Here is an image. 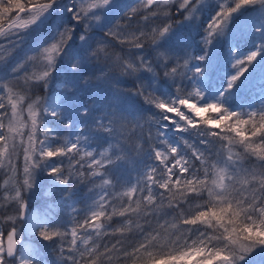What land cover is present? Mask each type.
Masks as SVG:
<instances>
[{"label": "snow or ice", "instance_id": "obj_1", "mask_svg": "<svg viewBox=\"0 0 264 264\" xmlns=\"http://www.w3.org/2000/svg\"><path fill=\"white\" fill-rule=\"evenodd\" d=\"M175 2L170 7L165 0H137L91 48L87 59L104 70L85 77L83 84L114 73L137 77L147 72L158 78V66L175 90L165 99L137 83L135 94L156 113L129 120L115 109L106 111L96 117L93 130L106 134L110 143L92 150L86 129L73 136L70 120L63 134L50 126L62 120L64 107L41 91L49 88L76 28L65 25L51 43L13 62L22 34L61 0H0V264H42L45 246L54 264H264V106L239 113L219 102L201 103L202 92L184 82L201 77L202 69L190 70L187 60L167 55L159 44L178 15L198 18L203 0ZM114 4L71 0L67 11L81 26V41L103 26ZM256 5L264 6V0L221 4L205 28V49L234 13ZM148 50L152 59L133 55ZM256 55L236 62L239 71L226 91L247 70L241 65ZM72 69L79 74L80 62ZM58 87L67 97L77 84ZM183 109L196 117L205 111L217 115L193 120ZM169 131L176 144L166 138ZM144 157L147 162L131 179L114 175L119 163L134 167ZM41 174L62 189L66 201L75 188L86 186L91 202L70 207L68 220L55 227L44 222L43 214L29 217L27 194L39 188ZM25 225L31 235H25Z\"/></svg>", "mask_w": 264, "mask_h": 264}, {"label": "rangeland", "instance_id": "obj_2", "mask_svg": "<svg viewBox=\"0 0 264 264\" xmlns=\"http://www.w3.org/2000/svg\"><path fill=\"white\" fill-rule=\"evenodd\" d=\"M128 0H115L113 8L107 12L103 21V26L106 25L110 19L116 14L117 10L124 6ZM71 0H61V3L54 6L52 10L45 17H42L36 25L32 26L27 33L22 34L23 39L19 41L20 47L17 48L13 56V62H21L26 55L34 54L40 48L51 43L55 39L56 34L62 30L65 25L73 26L76 31L73 33V38L69 41L65 53L57 62L56 71L53 73V80L46 90L42 92L48 93L49 98H55L58 103L64 107V115L61 121H53L50 126L56 127L62 134L66 132L63 128L64 122L70 120L72 122L71 133L74 136L77 130L88 126L84 135L89 136L90 145L92 150H99L101 146L107 147L110 143V138L106 134L94 131V123L96 117H101L106 111H109L105 106L107 101H100L97 99V91L105 85L101 80L93 79L89 84H83L85 77L99 75L104 69L87 59L91 51L89 46L92 43V35H88L84 41H81L80 36L83 35L80 25L74 24L71 20V13L67 11ZM214 0H203L198 6V18L184 20L173 28L172 32L163 39L159 44L160 51L165 52L167 55L179 58L182 61L189 62V69L201 68L203 75L198 78L186 80L184 83L189 87H197L203 94L204 99L201 103H216L219 102L222 106L231 112H247L255 111L264 106V70L259 74H253L251 77L246 73L241 80L233 86L231 90L228 89V81L230 75L227 71V62L234 57L241 55H248L241 53V43L248 37H253V40L263 37L264 35V6L257 7L248 13H244L245 8L240 9L231 17L227 27L224 29L222 35H218L213 41L212 45L207 49L209 50L208 56L196 52V48L201 49L204 46L205 28L214 16ZM102 26H96L92 29H99ZM260 29V31H257ZM204 30V31H203ZM250 31V32H249ZM197 35H201L199 40H195ZM16 39V38H13ZM260 39V38H259ZM198 44L200 45L198 47ZM262 51L250 63L255 68L264 63V44L261 45ZM127 49L125 50V52ZM238 51V54H237ZM237 54V55H236ZM133 55H144L146 59H152L154 53L151 50L147 52H134ZM236 55V56H235ZM205 57L203 61H198L197 57ZM80 62L79 74L73 72V63ZM158 67V66H157ZM162 75V80L157 84L155 94L162 98H169L174 96L173 82L163 76V70L159 68ZM145 73L146 72H141ZM117 78V74H112ZM191 71H189V76ZM237 75V74H236ZM262 75V76H261ZM75 82L77 87L69 96L63 94L62 87H58L64 82ZM245 87L240 91L242 85ZM246 94H249L248 101H246ZM120 91L117 96L115 91L114 107L117 112V105L124 110L134 111V117L137 119L141 116L154 115L156 110L145 104V106L138 105L131 101L129 97ZM245 99L242 101V99ZM199 106V105H198ZM87 110L88 115L82 116L81 112ZM189 118L193 120H207L210 117H215L217 114L211 111H205L196 117L193 113L187 112L183 109ZM211 127V126H209ZM218 130V129H217ZM166 138L170 143L176 144L177 140L171 131L165 133ZM147 162V157L135 161V166H129L128 171H135ZM119 166L126 168L127 164L119 163ZM117 173V167L113 169ZM119 171H124L122 168ZM39 188L27 194L28 200L33 203L37 198H42L44 204L41 205L40 210L36 208L30 210L29 217L32 214H43L42 219L46 221L47 209L50 203L46 202V197L55 192L58 187L52 186V181L46 175H38L37 177ZM69 207L74 205V202L68 201L66 203ZM25 235H31L28 232V226L24 228Z\"/></svg>", "mask_w": 264, "mask_h": 264}, {"label": "trees", "instance_id": "obj_3", "mask_svg": "<svg viewBox=\"0 0 264 264\" xmlns=\"http://www.w3.org/2000/svg\"><path fill=\"white\" fill-rule=\"evenodd\" d=\"M136 2L137 0H128L127 3L124 4L123 7L117 10L116 14L110 19V21L106 25L102 26L99 29L91 30L90 35H92L91 39L93 41L89 46L90 50L92 47L95 46L96 41L102 40L105 38L104 33L108 30V28L111 27L122 16L123 12L126 11L128 7L132 6ZM165 3L168 4L170 7L176 6L175 0H165ZM221 4H227L228 7H233L234 0H214V5H215L214 15L216 14L217 11H219ZM257 7H260V5L244 7L245 8L244 13H248ZM176 19L178 22L175 24V26L179 22L180 24L183 23L184 21L183 14L178 15ZM200 36L201 35H197L195 37V40H199ZM259 38L254 41H252L253 37H248L247 39H244L243 43H241V53L245 52L248 55H241L240 57H234L233 59L227 62V71H228V74L230 75L229 78H232L238 73L239 69L234 67V65L236 64L238 60H246V58L252 53H257L258 55L262 51L261 45L264 44V35L263 37H259ZM199 46L200 45L198 44V47ZM126 49L127 48H125V50ZM195 50L196 52L199 51L201 54L208 56L209 50L205 49V47L203 46L201 49L196 48ZM237 54H238V51H237ZM241 67H246L247 70L244 72L242 76H240L238 82L241 80V78L246 73H249L251 77L253 76V74L255 75L259 74L261 71H257V70L258 69L264 70V63L259 65L258 68H255V69H254V66H252L250 63L241 65ZM156 71L160 73L158 78H154L151 73H147V72L146 74L139 73L137 77L120 76L118 73H114V74H117V78L111 75L109 78L101 80L105 86L99 89V91H97V99H99L100 101L109 100L105 103V106L107 107V109H109V111H107L109 113L112 111L110 109L114 107L116 90H117V96H119V92L122 91L125 94L124 96L129 97L132 102L138 105H141V106H145L143 99L135 94L134 88L137 83H144L150 88V90L155 91L156 90L155 86H157V84L160 83L162 80V75H161V71L159 70V67H156ZM262 81H264V79H262ZM245 85L246 84L242 85L239 88L240 91L245 87ZM248 97H250V95L246 94V101L249 100ZM244 100L245 99L243 98L242 101ZM247 112H250V111H247ZM247 112H243V113H247ZM117 113L123 117H126L129 120H136V118L134 117V111H127V110L121 109L118 105H117ZM87 128H88L87 125L83 127V129H87ZM19 164L22 168L23 166L22 156L19 161ZM121 168L124 171H119L121 170ZM129 168L130 167L128 166V164L126 168L118 165L117 173L115 171H113V173L114 175L119 177L121 180L131 179L136 174V172L128 171ZM90 197H91V194L88 193L87 187L84 185H79L77 188L73 190L71 200H68V201L74 202V205L70 207L74 206L78 208H84L91 202ZM36 200L37 201H35V203H33L31 200H28L30 210L36 207L38 210H40L41 208L40 206L44 204V201L42 198H37ZM68 201L65 200L64 193L62 189H59V188L55 189V192L51 193L49 197H46V202L50 203L47 209V216H46V221H45L48 225L55 227V226L60 225L62 222H65L68 220V211H70V207L66 204ZM49 208H51V212H48ZM114 219H119V218H114ZM54 262H55V256L52 255L51 250L47 249V247L45 246V250L42 251V264H54Z\"/></svg>", "mask_w": 264, "mask_h": 264}]
</instances>
